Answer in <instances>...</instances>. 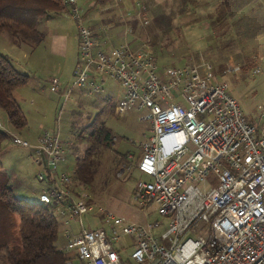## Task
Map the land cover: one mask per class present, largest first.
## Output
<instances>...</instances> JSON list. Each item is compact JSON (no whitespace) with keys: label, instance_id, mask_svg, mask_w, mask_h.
<instances>
[{"label":"built area","instance_id":"1","mask_svg":"<svg viewBox=\"0 0 264 264\" xmlns=\"http://www.w3.org/2000/svg\"><path fill=\"white\" fill-rule=\"evenodd\" d=\"M112 2L128 17L144 9L140 1L131 8L125 0ZM65 5L78 25L79 59L73 85L64 88L54 77L52 89L67 100L75 87L102 93L114 80L122 87L120 115L134 107L147 110L150 129L135 166L150 180L137 181L134 200L155 203L167 220L160 231L163 221L137 223L100 207L108 230L86 225L85 216L96 210L92 196L71 173L60 171L74 142L69 147L59 131L45 130L31 143L0 121L12 143L30 150L41 167L38 180L45 187L39 201L52 206L65 227L60 249L66 264H264V127L246 116L207 63L160 65L149 44L135 45L129 23L122 30L125 40L105 51L100 45L106 41L83 22L79 0ZM126 170L127 164L119 175ZM123 237L132 249L127 261Z\"/></svg>","mask_w":264,"mask_h":264},{"label":"rangeland","instance_id":"2","mask_svg":"<svg viewBox=\"0 0 264 264\" xmlns=\"http://www.w3.org/2000/svg\"><path fill=\"white\" fill-rule=\"evenodd\" d=\"M127 1H132L130 8L138 1L144 5L139 16H126V11L113 7V2L85 12L83 22L97 31L102 42L106 41L100 45L103 50L125 40L122 30L129 23L137 38L135 45L149 44L160 65L184 66L203 62L210 65L216 79L225 82L230 93L239 100L246 116L257 126L264 127V32L261 31L264 6L261 0H247L238 12L215 21L214 26L212 20L216 19L217 8L223 0H195L186 5L184 0ZM236 8L234 5L231 10ZM210 14L214 17L209 18ZM160 15L171 19V23L157 25L155 19ZM38 28L44 34L40 42L12 34L14 40L9 43L0 35V52L8 56L18 70L30 76L29 84L14 92L28 118L27 127L13 129L1 107L0 121L31 143L45 130L59 131L68 144L73 141L75 151L62 163L66 172L72 174L78 157L83 156L89 145L87 140L80 142L78 134L99 115L113 140L111 146L102 147L97 156L95 179L87 185L96 210L85 216V224L108 230L106 217L99 212L102 207L128 221L142 224L163 221V228L159 230L164 231L167 220L158 213L157 205L136 201L133 194L138 180H150L135 166L141 155L140 143L150 129L149 120L144 118L147 110L134 107L123 116L113 113L110 107L122 98V87L114 80L106 83L102 93H89L86 88L75 87L66 100L64 94L52 89L50 81L59 78L64 88L74 83L73 73L80 48L77 22L66 13H52L39 21ZM229 66L235 67L236 71L226 72ZM107 96L111 97L109 104ZM130 155L134 159H129ZM0 156V192L7 183L13 186L18 197L39 201L45 186L38 180L41 167L35 163L30 150L7 139L2 144ZM125 164L129 170L119 175ZM64 230L59 220L57 244L60 248L65 245ZM121 243L126 247L123 255L127 261L132 251L130 238L123 237ZM0 264H8L4 254Z\"/></svg>","mask_w":264,"mask_h":264},{"label":"trees","instance_id":"3","mask_svg":"<svg viewBox=\"0 0 264 264\" xmlns=\"http://www.w3.org/2000/svg\"><path fill=\"white\" fill-rule=\"evenodd\" d=\"M196 2L195 0H184ZM112 0H96L95 5H106ZM247 0H223L217 8L215 21L239 11ZM237 5L236 10H231ZM56 13L69 12L65 0H0V35L9 31L31 41L40 42L44 34L38 24L42 18ZM213 18L214 15H208ZM163 15L155 19L157 25L171 23ZM30 76L18 70L8 56L0 52V107L6 112L11 127L21 130L28 125V118L14 97L16 89L28 85ZM109 104L111 97L107 96ZM110 110L117 111V105ZM79 141H88L82 157H78L72 173L77 182L91 185L97 173V156L102 147L111 146L112 136L100 120L99 115L82 127ZM8 134L0 129V151ZM59 220L52 206L40 201H30L18 197L11 185L2 186L0 192V257L5 255L8 264H66V256L57 244L59 240Z\"/></svg>","mask_w":264,"mask_h":264},{"label":"crops","instance_id":"4","mask_svg":"<svg viewBox=\"0 0 264 264\" xmlns=\"http://www.w3.org/2000/svg\"><path fill=\"white\" fill-rule=\"evenodd\" d=\"M128 2V1H127ZM126 2V3H127ZM131 3H129L128 2V4H127V6H130L131 4H132V1H130ZM79 3L81 4V6L83 7V10L85 11V12H90V11H92V10H94V9H96V5H95V3H96V0H79ZM261 4H263V6H264V0H261ZM263 9H264V7H263ZM107 26V25H106ZM114 27V26H113ZM111 28V29H114V28ZM93 29V28H92ZM110 29V28H109ZM108 29V30H109ZM264 27L262 28V34H263V32H264ZM96 33H97V31L95 30V29H93ZM1 36H3V38H5V39H7L6 41H9V43H12L13 42V40H14V37H13V35H12V33L11 32H9V31H3L2 33H1ZM15 36V35H14ZM12 41V42H11ZM110 81V80H109ZM110 97V96H109ZM251 120V119H250ZM252 121V120H251ZM42 135V133L39 135V136H37L36 138H35V140H33L34 142L33 143H36L37 142V140H38V138L40 137ZM73 142V141H72ZM65 143H67V142H65ZM71 143V142H70ZM70 143L68 144L67 143V146H69L70 145ZM70 147V146H69ZM75 144L73 145V151H71L70 153H74V151H75ZM68 156V155H67ZM0 159H1V156H0ZM0 164L2 165V160H1V162H0ZM65 165V164H64ZM64 165H61V168H60V171H66V169L65 168H63V166ZM11 187L13 188V186L11 185ZM13 190H14V188H13ZM14 192H15V190H14ZM17 195V194H16ZM65 238V237H64Z\"/></svg>","mask_w":264,"mask_h":264}]
</instances>
